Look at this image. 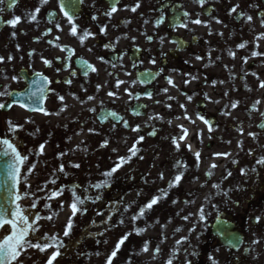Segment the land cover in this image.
Wrapping results in <instances>:
<instances>
[{"label": "flooded vegetation", "instance_id": "af4514ba", "mask_svg": "<svg viewBox=\"0 0 264 264\" xmlns=\"http://www.w3.org/2000/svg\"><path fill=\"white\" fill-rule=\"evenodd\" d=\"M64 2L71 13L74 0ZM113 2L84 0L78 5V34L82 29L95 34L83 45L70 35V25L60 12V0H49L46 5H40V0H18L12 8L7 7L11 0H5L0 6L4 8L0 13V56L14 57L10 63L0 65V91L5 86L13 92L30 87L34 90L40 85L38 79L36 85L32 84L35 73H43L52 81L47 86L50 91L43 107L49 113L59 112L46 116L12 106L1 115L0 109V134L8 127V121L22 126L15 135L20 142L18 151L27 155L28 160L22 169V177L27 176V180L22 179L19 186L18 191L24 197L19 203L30 222L37 215L53 216L50 221L40 219L39 231L29 238L35 241L45 234L58 233L65 247L56 264H102L100 227L102 222H108L113 236L120 225L126 230L124 234L131 233L115 264H166L169 259L173 264H186V261L212 264L209 257L218 264H264V166L256 163L264 158V127H260L264 125V88L260 87L264 81V57L251 56L252 51L264 53V40L258 41V48L254 46L255 37L264 33L260 24L264 18V0H206L204 7L196 0H139L141 6L136 12L130 9L138 0H119L117 11L109 19L104 13ZM237 4L238 11L253 17L252 24L228 14ZM37 6L41 7L37 21L29 23V13ZM49 12L56 13L62 31L48 23ZM184 12L189 16L183 17ZM93 15L97 16L95 21L91 19ZM15 16H20L21 22L12 28L5 22ZM161 17L163 22L157 27L156 21ZM197 18L207 26L191 23ZM216 19L222 23L217 24ZM181 22L188 27H179ZM104 25H107L106 34L101 35L100 27ZM49 29L50 34L44 35ZM57 36L59 40L55 39ZM49 40L53 43L49 44ZM172 41H180L181 46ZM242 42H247V46L239 49L237 45ZM108 44L112 46L106 48ZM54 45L72 49L74 53L61 51ZM229 51L235 53V58ZM29 53L33 54L29 56ZM197 56L202 59L197 60ZM42 58L52 61V66L46 67ZM153 59L155 64L151 63ZM81 60L88 61L97 71L90 70L84 76ZM145 72L153 73L154 78L146 79ZM12 76L21 79L14 82ZM65 80H71V85ZM117 81L123 83L117 87ZM108 92L116 95L109 97ZM58 96L64 97L63 104ZM88 96L94 99L89 101ZM9 102V97H0V103ZM233 103H237L236 108L231 107ZM62 107L66 110L60 111ZM185 110L190 119L183 118ZM108 112H115L117 119H104ZM198 115L213 124L212 132ZM125 122L128 127L124 126ZM137 126L139 132L131 130ZM180 126L187 130V136L179 141L177 152L172 137L180 136ZM153 130L156 135L149 136ZM249 133H254L255 138ZM139 136L144 140L136 144L137 155L115 173L111 186L99 192L91 189L89 185L102 180V165L110 170L120 157H128ZM105 140L108 146L101 148ZM41 144L45 148L39 155ZM187 145H191V151ZM196 152L200 153L198 163ZM61 153L67 155L61 157ZM216 153L230 155L216 156ZM104 159L107 161L102 164ZM177 160L187 165L185 176L178 187L168 189L176 174ZM61 164L63 173L57 171ZM73 164L80 167L73 168ZM30 165H35L31 174L27 171ZM211 165L217 167L213 169ZM253 168L255 172L251 171ZM241 170L246 174L242 175ZM209 171L210 179L206 176ZM53 180L55 183H51ZM214 184L219 187L213 188ZM76 186H79L78 194L88 198L81 206L86 211L73 218L70 236L64 237L72 215L69 189ZM61 187L65 188L62 196L47 199ZM161 189L167 190V197L133 222L131 217L153 196L160 195ZM97 195L100 199L93 202ZM46 204L50 207H45ZM199 208L206 213L203 221L206 237L198 242ZM185 216L189 219H183ZM257 217H260L258 223ZM215 220L234 229L240 238L238 248H223L211 236L210 224ZM193 228L195 231H190ZM135 229L149 233L137 235ZM185 237L186 242L177 244ZM140 240L150 244L147 253L142 251ZM254 240L261 242L253 243ZM52 251L40 253L29 249L20 261L46 264ZM193 251L196 255H191ZM144 255L147 257L143 258Z\"/></svg>", "mask_w": 264, "mask_h": 264}, {"label": "snow or ice", "instance_id": "6c2138e0", "mask_svg": "<svg viewBox=\"0 0 264 264\" xmlns=\"http://www.w3.org/2000/svg\"><path fill=\"white\" fill-rule=\"evenodd\" d=\"M83 2H84V0H74V3H72V5H71V9H72L71 13L66 10L69 8V5L67 3H65L64 0H60V5H59L60 6V12L63 14L67 23L70 25V35L72 37H76L79 40V42L81 43V45H83L84 42L88 38L94 37V35H95L87 29L80 30V32L78 34V27L79 26L76 23L77 8H78V5L83 4ZM196 2L201 7H204L206 0H196ZM16 3H18V0H11V3H9L7 5V7L12 8ZM47 3H49V0H40V5H46ZM118 3H119V0H114V2L110 5V10L105 12L104 15L110 19L112 17V15L117 11V4ZM4 4H5V0H0V6H2ZM140 6L141 5H140L139 0H138V2L135 4V6H133L130 10L132 12H136L137 9L140 8ZM239 9H240V5L237 4V5L230 8L228 14L229 15L235 14L238 18H241L243 21L247 22L248 24H252L253 23V17L251 15L244 14L242 11H238ZM3 11H4V8L0 7V13H2ZM40 12H41V7L37 6L33 12L29 13L28 22L29 23L36 22L38 14ZM182 16L188 17L189 13L184 12V13H182ZM48 17H49L48 23L53 24L56 30L62 31L61 24L56 20V13L55 12H49ZM91 19L95 21L97 19V16L93 15L91 17ZM20 22H21V17L15 16L14 18L9 19L5 23L7 25L11 26L12 28H15ZM162 22H163V17H161L160 19H158L156 21V26L158 27ZM215 22L217 24L222 23V21L219 19H216ZM191 23L196 24V25L204 24V22L199 18L192 20ZM260 24H261V27L264 28V18H261ZM178 26L183 27V28H187L188 24L185 22H181ZM204 26H207V25L204 24ZM106 28H107V25L100 27V34L101 35L106 34ZM50 32H51V29H49L47 32H45L44 35H49ZM15 35H16V33L13 32L12 33L13 38H15ZM218 35H223V34L218 33ZM55 39L59 40L60 37L57 36V37H55ZM148 39L150 41L151 37H148ZM260 40H264V33H260L259 35H257L255 37V41H257V43H255L254 46L256 48L259 47L258 41H260ZM48 43L52 44L53 41L49 40ZM172 43L177 44L178 47L181 46L180 41H172ZM54 46L60 47L59 45H54ZM111 46H112L111 44L105 45L106 48L111 47ZM246 46H247V42H242L239 45H237V47L239 49H244ZM17 50H19V45H17ZM60 50L61 51H69V52L74 53V50L67 49L66 47H60ZM89 51H91V49H89ZM32 54L33 53H29V56H31ZM229 55L232 56L233 58H235L234 52L229 51ZM251 56L252 57H264V53H261L258 51H252ZM13 59H14V57L11 55H9L6 59L4 56H0V65L10 63ZM21 59H23V58L21 57ZM70 59H71L70 56L65 59L66 65H67V61ZM100 59L103 61V57H101ZM196 59L200 60V59H202V57L197 56ZM155 62L156 61L154 59L151 61V63H153V64H155ZM43 63L46 67L52 66V61H50L48 59H43ZM244 63H247L246 58L244 59ZM80 67H81V71H82L84 76H87L90 70L92 72L97 71V69L86 60L80 61ZM57 71H59V70H57ZM161 71H162V69H161ZM70 75L75 76L76 73L70 72ZM143 75L148 80H151L154 78L153 73H151V72H145V73H143ZM253 75H255V73H253ZM35 77H36V79H34L32 81L33 85H36L37 79L40 81V85L36 86L35 91H33L30 87L23 92H13V91H9L8 87L5 86L3 91H0V97H9V98H11V102L0 103V109L11 108L13 105H18L19 107H21L25 110L32 111V112H41L46 116L47 115H59V112L49 113L43 107V102L47 98L48 91H50V89L47 86L50 85L52 83V81L49 80V78L46 75H44L43 73H35ZM7 78L8 77L5 75L4 79H7ZM11 79L15 82V81H18L19 79H21V77L12 76ZM193 79H195V78H193ZM64 82L69 84V85H71V83H72L71 80H65ZM57 83H59V81H57ZM122 83H123V81H117V87H119V85ZM168 83L170 85L173 84V82L170 78H168ZM185 83H188V81H185ZM221 83H223V82L221 81ZM260 87L264 88V81H262L260 83ZM99 88H100V86L98 85L97 91H99ZM164 91L167 92V89H164ZM115 95L116 94L114 92H108L109 97H114ZM129 95H131V93H129ZM225 95H227V94H225ZM148 96H149V98H151V93H148ZM58 99L61 102V104H63L64 97L58 96ZM87 99L89 101H91L94 99V97L88 96ZM170 99H171V97H170ZM188 99L190 100L191 97H188ZM237 103L231 104V107L236 108ZM256 103L259 104L260 101H257ZM180 107L183 109L184 105H180ZM65 110H66L65 107H62L60 109V111H65ZM90 111H95V109H90ZM136 114L138 115L139 113H136ZM108 118L117 119V114L115 112H108L104 115V119H108ZM154 118L155 119H161L160 117H154ZM183 118L184 119H190V117H188L186 115V110H185V116ZM198 118L203 120V122L206 125H208L209 132L213 131V124L210 121L205 119L203 116L198 115ZM119 119L122 120L123 118L119 117ZM150 119H153V117H150ZM177 119H180V117H177ZM30 122L31 121H26V123H30ZM169 123H171V122L169 121ZM124 126L128 127L129 125L127 124V122H125ZM260 127H264V125H260ZM8 128H9V131L11 133H15L17 130L22 129V126L14 124L12 121H8ZM180 128H181L180 136L178 138L172 137V143L175 146V150L177 152L180 151L179 141L184 140L187 136V130L183 129V126H180ZM131 130L134 132H139L140 128H139V126H137L135 128H132ZM36 131L38 132L39 129H37ZM93 131H94L93 129H89V132H93ZM148 135L149 136H155L156 131L153 130L152 132H149ZM198 135H199V133H198ZM249 135L252 136L253 138H255L254 133H249ZM143 140H144V137L139 136L137 141L133 144L132 148L129 149L130 155L128 157H120L118 163H116L110 170L101 174L103 179L100 182H97L96 184L89 185V187L91 189H95L97 192L110 187L115 173L121 167H123L126 163H128L132 159V157L137 155L138 149L136 147V144L143 142ZM107 146H108L107 140H105L100 145L101 148H104ZM44 148H45L44 144H41L39 146V152H38L39 155L43 154ZM187 148L189 151H191V145H187ZM113 151H115V149H113ZM249 154L251 155V153H249ZM60 155L62 157L64 155H67V153H61ZM214 155L226 157L230 154L229 153H216ZM0 156L9 157V160L6 163V167H5V171H4L3 183L8 187V189L11 192H14V196L12 199V203H13L14 207L11 210H9V208H7L4 205H0V229H5L6 225L9 226V228H10V231L5 229V231H8V234L2 235V237H0V264H22V261H20V257H21V255L27 253V251L29 249H36L40 253H45V252H47L48 249H53V251L51 252V254L49 255V257L46 261V264H56V262L58 261V258L63 255L62 249L65 247V243H64L63 239H61L57 234H53L51 236L45 234L41 238H39L35 241L29 238L30 234L34 235L37 231H39L38 221L40 219H47L50 221L53 219V216L40 217L39 215H37L30 222L29 216L26 215V210L23 209L19 203V201L24 198L19 193L18 189H19V186L22 182V179L24 181L27 180V176L22 177V169L24 168V165L28 160V156L22 155L18 151L17 147L15 146V143L13 141H11L10 139H7V138L0 139ZM195 156H196V160L198 163L199 159H200V153L196 152ZM140 159H143V157L141 156ZM233 162L235 163V161H233ZM256 163L264 166V158L257 160ZM71 167L79 168L80 165L79 164H73V165H71ZM216 167H217V165H211V168H213V169ZM34 168H35V165H30L27 169L28 173L31 174V172ZM174 168L176 169V174L169 181L168 189L178 187L181 184V182L185 176L184 170H186L187 165L182 160H177L174 164ZM64 170L65 169H64L63 164H61L59 166V168L57 169V171H59L60 173H63ZM251 171L255 172L256 169L253 168ZM241 174L244 175L246 173L244 172V170H241ZM227 175L230 176L231 173L229 172ZM206 176L210 179L212 176L211 171L206 173ZM163 178H164V175H163V173H161L160 179L162 180ZM51 183H55V180L51 181ZM78 187L79 186H76V187L69 189L71 191V196H72V202L70 204V209H71L72 215L69 217L67 224L65 226V229L63 232L64 237L70 236L71 230L73 228V218H75L78 213L82 214L83 211H86V209H82L81 206H83L85 204V201L88 198L86 196H84L83 193L78 194ZM202 187H203V185H202ZM212 187L218 188L219 185L214 184V185H212ZM64 191H65V188H63V187L58 188L57 190L52 191L47 196V199L51 200V199L58 198V197L63 195ZM84 191L86 192V191H88V189H85ZM167 194L168 193H167L166 189H161L160 195L153 196L151 200H149L146 204H144L142 207H140L138 213L133 215L131 217V220L133 222H135L138 219L144 217L146 212L151 210L154 205H157L161 199L166 198ZM24 195L26 196L28 194L25 193ZM99 199H100V196L97 195V196H95L93 202H95ZM115 203H120V202H115ZM173 203H175V201ZM32 207L33 208L36 207V201L33 202ZM45 207H50V205L46 204ZM60 207L63 208V204H61ZM214 207H215V205H214ZM127 210H128L127 207H125V211H127ZM97 214L101 215V213H97ZM205 215H206V213H205L204 209L203 208L199 209V220L201 222H203L205 220ZM108 219H111V217H109ZM183 219L188 220L189 217L185 216V217H183ZM259 220H260V217H257L255 222L258 223ZM120 222L123 223V220H121ZM179 230L180 229H177V231H179ZM143 231H144V229H135V232L137 235H140ZM190 231H195V229L193 228ZM129 235H131V233H126L120 237V239L115 244L114 249L107 256L106 264H113L114 259L117 258V254L121 250V246L124 245L125 242L128 240ZM225 240H226L227 246L230 248H233V249L238 248L240 245V238L238 236H236L234 233H231V232L226 233L225 234ZM186 241H187V237L183 238L181 241H177V244H182ZM260 242L261 241H259V240L253 241V243H260ZM142 251L144 253H147L149 251V245L147 242L144 243ZM159 252H160V248L157 247L155 249V253L158 254ZM175 255H176V253L174 252L173 256H175ZM191 255H196L195 251H193L191 253ZM209 259L212 261V264H218V261H216L213 257H209ZM166 264H173V260L169 259L166 262ZM186 264H191V261H186Z\"/></svg>", "mask_w": 264, "mask_h": 264}, {"label": "water", "instance_id": "95a60500", "mask_svg": "<svg viewBox=\"0 0 264 264\" xmlns=\"http://www.w3.org/2000/svg\"><path fill=\"white\" fill-rule=\"evenodd\" d=\"M8 160L9 157L0 156V205H4L11 210L14 207L12 203L14 192H11L3 183L4 171Z\"/></svg>", "mask_w": 264, "mask_h": 264}]
</instances>
